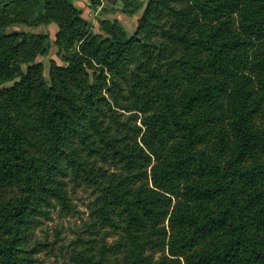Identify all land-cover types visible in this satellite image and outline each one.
<instances>
[{
    "label": "trees",
    "instance_id": "trees-1",
    "mask_svg": "<svg viewBox=\"0 0 264 264\" xmlns=\"http://www.w3.org/2000/svg\"><path fill=\"white\" fill-rule=\"evenodd\" d=\"M106 2L0 0V264H264V0Z\"/></svg>",
    "mask_w": 264,
    "mask_h": 264
},
{
    "label": "rangeland",
    "instance_id": "rangeland-1",
    "mask_svg": "<svg viewBox=\"0 0 264 264\" xmlns=\"http://www.w3.org/2000/svg\"><path fill=\"white\" fill-rule=\"evenodd\" d=\"M101 6L98 7L97 11H93L86 1L79 0L80 6L83 8L85 16L92 22L94 29L98 31V21L101 18H110L119 20L129 32L130 36L136 28L137 21L140 16L130 17L124 14L123 6H111L107 4L106 0H101ZM23 29L36 32V33H48L51 38L52 47L49 56L46 58H40L45 65L48 72L49 62L51 59H58V49L54 46L56 28L55 27H39L36 29H30L23 27ZM8 85H11L8 84ZM73 203L75 204L77 210L79 211V218H70L63 216L58 210H53L51 218L37 230V238L42 242H48L52 244L51 251H46L41 253L39 258V264H68V256L66 254V247L68 246L70 240L73 238V233L77 229L81 220H86L88 217V203L89 196L83 191H77L72 195Z\"/></svg>",
    "mask_w": 264,
    "mask_h": 264
},
{
    "label": "crops",
    "instance_id": "crops-1",
    "mask_svg": "<svg viewBox=\"0 0 264 264\" xmlns=\"http://www.w3.org/2000/svg\"><path fill=\"white\" fill-rule=\"evenodd\" d=\"M84 1H86L88 5L90 4L88 0H84Z\"/></svg>",
    "mask_w": 264,
    "mask_h": 264
}]
</instances>
